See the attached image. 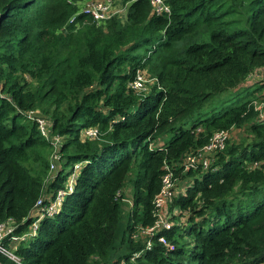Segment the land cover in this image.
Returning a JSON list of instances; mask_svg holds the SVG:
<instances>
[{
    "label": "trees",
    "instance_id": "trees-1",
    "mask_svg": "<svg viewBox=\"0 0 264 264\" xmlns=\"http://www.w3.org/2000/svg\"><path fill=\"white\" fill-rule=\"evenodd\" d=\"M85 1L0 0V222L16 234L39 224L16 247L21 264H264V119L254 106L264 99V0H164L161 15L149 0H122L124 14L101 22L81 11ZM254 71L263 80L245 86ZM138 75L152 80L144 93L131 88ZM233 129L250 142H226L206 170L183 167ZM167 174L179 180V223L146 248L134 235L154 226ZM72 175L56 213H40L36 202ZM127 185L124 252L113 259ZM186 225L189 246L179 244Z\"/></svg>",
    "mask_w": 264,
    "mask_h": 264
},
{
    "label": "built area",
    "instance_id": "built-area-1",
    "mask_svg": "<svg viewBox=\"0 0 264 264\" xmlns=\"http://www.w3.org/2000/svg\"><path fill=\"white\" fill-rule=\"evenodd\" d=\"M149 2L152 6V11L155 14L161 15L169 12V7L164 0H149ZM81 11L90 14L93 19L97 22L104 21L120 12V10L116 9L115 0H87L82 4ZM137 80H140L139 75L137 76L136 80L131 84L132 89H134L136 85H140L139 83H137ZM256 103L258 102H255V110L258 112V118L260 120H263L264 112L262 113V106H264V99L263 101L259 102V105H257ZM27 115L29 118H32L37 123L41 136L44 139L49 140L48 123L46 122V120L40 117L33 116L34 114L32 112ZM96 133L97 132L95 130H87L85 132V135L89 138H92L96 136ZM228 138V132L214 134L207 146L187 157V159L183 163V167L185 169L193 170H197L198 168L202 170L208 169L210 163L212 162V156L224 150ZM52 144L56 148L59 145V138H54L52 140ZM54 169V165L50 166V172L54 171ZM73 179L74 176L72 175L70 177V180L67 181V183L65 184L64 188L58 189L52 195V197L50 195L46 196L45 193L43 194L44 196H42V198L39 199L35 205L36 208H39L40 213H46L49 216L56 213V210L59 209V206L61 205L65 196L72 191ZM163 183L164 186L160 194L156 196L155 199V216L157 218L159 214L160 202L166 199L167 194L170 192L171 189L170 186L172 187L173 185L171 174H167L164 177ZM44 198H47L49 202L48 205H43ZM38 225V220H36L33 226L28 231L23 232L21 234H16L15 230L17 226L13 221L9 220L7 222H0V264H5L1 261V258H5L13 262L14 264H21L20 258L15 252L16 247L21 241H26L28 238L34 236L36 234ZM170 228L171 225L165 223V219H156L154 226L146 228L142 231L143 235L149 237L146 248H149L151 246V238L157 236L160 231L169 230ZM158 242H160L168 250H173L174 248L173 245H171L164 237H160L158 239Z\"/></svg>",
    "mask_w": 264,
    "mask_h": 264
},
{
    "label": "rangeland",
    "instance_id": "rangeland-1",
    "mask_svg": "<svg viewBox=\"0 0 264 264\" xmlns=\"http://www.w3.org/2000/svg\"><path fill=\"white\" fill-rule=\"evenodd\" d=\"M122 0H115V6H116V9L120 10L119 13L123 12L124 11V5H122ZM124 14V12L122 13V15ZM140 77V80L137 82L139 83L140 85H136V87L134 89H136L137 91H140L141 93H144L146 90H147V87L148 85H150L152 83V80H147L144 76H141L139 75ZM262 79L261 75H260V72L259 71H254L252 73V75L250 76V78L248 79V83L245 85V86H251L254 82H260ZM255 85H258L255 83ZM255 87H250L248 88V91L249 92H252L253 89ZM244 88H238V91L237 92H241ZM261 92V91H260ZM260 92H257V93H260ZM264 92V88H263V91ZM233 91H228L224 94H222L219 98L215 99L214 102L212 101L210 103V105L206 106V109L205 110H208L209 108L211 109L214 105L217 104V102L221 99H227L229 98L230 96L233 95ZM257 105H259V102L256 103ZM254 106H255V103H254ZM263 109H262V113L264 112V106H262ZM261 113V114H262ZM228 140L227 142L230 143V144H235V145H241V144H244L246 145L248 142H250V139L252 138V136L248 133V132H243L242 130H239V129H233L231 130L229 133H228ZM169 139V137H165L164 140L167 141ZM227 143V144H228ZM74 171L77 170L75 167L73 168ZM70 168H66V171H69ZM76 173V171H75ZM53 177V176H52ZM70 178L67 180L69 181ZM176 186V188H175ZM178 186H179V180H175V182L173 183L172 187L170 186V192L167 194V197L165 200H162L160 202V207H159V214H158V218L160 219H165V223L171 225V227L173 226H178V223L179 221L177 222L176 221V216H177V212H179V208L178 207H173L172 206V202H173V194L174 193H177L178 191ZM130 186L127 185L124 187V189L122 190V192L120 193V196L122 197L121 198V201H120V205H121V209H122V213H123V219H121V222L118 224L117 226V229H116V232H115V239H114V246H113V259L117 258L118 256L122 255V253L124 252V248L121 247V238L124 234V229L127 225V221H126V218H127V213L130 212L129 210V207L130 206V197H131V191H130ZM156 217V219H158ZM187 225L185 228H183L182 230L179 231V233L182 236V238H179V244H184L185 246H189L190 244L188 243L189 242V239L188 237L184 236L185 234V231L187 229ZM143 235L142 233V230L141 228H138L137 232L135 233L134 237L135 238H138L139 236ZM148 236L146 235H143V240L142 242L143 243H148ZM151 243V242H150ZM160 243V242H159ZM169 243L171 245L174 246V244L169 241ZM161 244V243H160ZM20 245V244H18ZM162 245V244H161ZM163 246V245H162Z\"/></svg>",
    "mask_w": 264,
    "mask_h": 264
}]
</instances>
